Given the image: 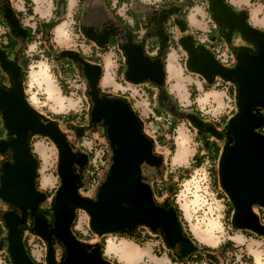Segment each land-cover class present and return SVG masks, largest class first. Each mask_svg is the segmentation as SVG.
I'll return each instance as SVG.
<instances>
[{
    "label": "water",
    "instance_id": "water-1",
    "mask_svg": "<svg viewBox=\"0 0 264 264\" xmlns=\"http://www.w3.org/2000/svg\"><path fill=\"white\" fill-rule=\"evenodd\" d=\"M0 1L3 17L12 32L23 34L24 41L27 31L5 0ZM209 1L212 19L223 29L227 41L238 33L256 50L240 46L235 51L237 64L226 67L203 46L194 47L190 37L182 38L181 44L189 55L188 67L192 71L208 81L219 75L236 85L237 111L222 131L230 144L220 159V182L234 205V226L262 234L264 226L252 207L264 206V134L258 130L264 125V30L253 27L245 11H235L225 0ZM170 10L179 13V6L163 9L157 20V29L162 33ZM174 22L184 30L183 17ZM107 33L96 35L99 44L107 43ZM122 48L126 55L125 79L157 84V100L169 99V106L164 109L174 116L187 117L197 126L203 125L200 117L177 109L165 89V66L160 57H149L143 44L136 43L130 33ZM65 54L79 66L85 80L90 130L103 127L110 149L109 165L92 197L81 195L75 180L87 166L88 154L74 146L58 120L40 115L27 101L23 84L17 79L19 69L0 50V66L13 78L12 89L0 88V120L5 129V135L0 137V156L9 157L0 159V202L10 207L0 211L5 229L0 249H6L11 264H36L27 252L21 231L29 217L31 231L46 244L47 264H55L54 243L64 252L59 264H111L99 242L86 243L72 232L71 224L79 208L89 214L90 226L96 233L120 232L138 238V226L144 225L152 233H160L164 244L183 260L186 252L194 248L184 237L177 210L169 198L163 203L157 201L150 178L143 173V165L152 167L158 175L162 172L163 156L155 151L153 138L144 131L139 114L126 97L101 89L100 65L87 62L74 51L67 50ZM83 131L84 127L76 128V136L81 137ZM34 134L49 137L58 150V186L49 207L44 208L40 206L47 202V194L36 185L38 163L31 150ZM39 210L51 213L52 221L48 223L45 216H38Z\"/></svg>",
    "mask_w": 264,
    "mask_h": 264
},
{
    "label": "crops",
    "instance_id": "crops-1",
    "mask_svg": "<svg viewBox=\"0 0 264 264\" xmlns=\"http://www.w3.org/2000/svg\"><path fill=\"white\" fill-rule=\"evenodd\" d=\"M225 1L235 11H245L247 19L253 27L264 30V0ZM5 2L12 9L19 25L27 31V34L22 41L23 34L12 32V26L0 11V50L5 53L6 59L15 67L18 69L23 67L24 72H27L29 65L34 61L45 59L48 62L51 58V68L58 79L57 85L60 92L63 93L61 84H64L71 98L76 99L75 95L79 97L76 99L78 103L75 107L67 108L74 110V120L79 117L83 119L79 125H75V128L84 127L86 130L83 131L81 137L76 136L77 147L88 154L87 147H91L97 139L102 140V138L97 136L101 133V129L96 128L97 133L92 136L90 133L93 131L90 130V126L87 128L89 125L87 111H84L80 97V94L85 95V80L80 75L79 66L65 54L67 50L78 53L91 64L101 66L99 84L103 91L126 97L142 120L150 115L149 121L155 124L157 138L158 136L164 137L165 145L160 146L155 140L157 146L169 147L168 139L174 138L173 142L177 147L175 136L180 126L176 124L177 128L169 130L170 118L162 111V108L153 107L156 111L155 114H161V120L157 121L146 106V103L155 102L159 86L148 80L133 83L124 78L126 55L122 44L130 33L136 43L143 44L149 57H160L163 60L166 74L165 89L174 100L177 109L187 113L192 112L200 117L204 126L209 128L208 133H197L201 136V142L196 143V147L190 155L186 156L185 161L169 168L165 171V175H158L152 168L150 181L155 198L158 199L157 201H162L161 199L166 197L165 193H172L168 188L167 176H170L172 183H177L181 176V167L189 163L191 159L195 164H201L203 160L215 162L210 165L209 172L213 173L211 177L213 185L218 186V167L225 147V140L220 138L218 133H222L226 121L237 111L236 85L233 81L223 79L219 75H214L213 80L208 81L203 75L192 71L188 67L189 55L182 46L181 39L190 37L194 47L203 46L215 58L217 57L216 50H223L228 55L227 62H221L218 59L217 61L226 67H233L237 64L235 51L242 46L243 42L238 33H235L232 39L227 41L223 29L212 19L209 0H5ZM172 6H179V13L170 10L167 20L163 24L164 32L162 33L157 29V20L163 14V9L169 10ZM180 16L186 22L183 31L174 22V19H179ZM62 23L63 27L65 23L66 34L58 36L57 27ZM106 31L108 32L107 43L101 45L96 35ZM201 39L204 41L202 42ZM26 60L29 61L27 67L24 66ZM3 71L5 70L0 66V77ZM67 92L65 96H67ZM191 92L196 93V96L191 97ZM27 94L25 92L26 99L32 104ZM190 106L193 107L191 110H196V112L189 111L188 107ZM198 110L201 112L199 113ZM63 115H65L64 112ZM185 124V121H182V127L189 130ZM169 132H172V137L169 136ZM4 135L5 129L0 121V137ZM84 136H87V141L84 140ZM32 145L33 143H31ZM157 152L165 156L164 151ZM32 153L36 154L38 160L41 158L35 148V143ZM166 154L168 155V153ZM195 158H197V162H195ZM201 169L206 171V169ZM215 170L217 173H214ZM43 175L50 177L43 181V179L41 180ZM81 176L82 174H80ZM36 181L37 187L48 194L54 191L58 184L57 175L54 173L39 175L38 171ZM175 202L180 208L179 197ZM0 210H2L1 202ZM139 230L143 233V238L149 234L146 229L140 227ZM76 231L84 234L83 224L76 228ZM4 233L0 222V237ZM242 236L244 240L241 243L244 244L246 236ZM140 239L142 238L138 237V241ZM38 240L42 242L40 238ZM25 243L29 255L36 253L26 240ZM162 249L163 251L160 252ZM166 249L160 242L152 244L150 253L153 259L145 260L149 261V264H157L156 259L166 258L169 264H173ZM0 251L5 260L3 264H11L6 249L1 248ZM103 251H105V247ZM104 253L107 258L114 255L107 254L106 251Z\"/></svg>",
    "mask_w": 264,
    "mask_h": 264
},
{
    "label": "rangeland",
    "instance_id": "rangeland-1",
    "mask_svg": "<svg viewBox=\"0 0 264 264\" xmlns=\"http://www.w3.org/2000/svg\"><path fill=\"white\" fill-rule=\"evenodd\" d=\"M64 34H66L65 23L63 35ZM51 66V58H49L48 62H46L45 59L34 61L29 65L27 72H25L24 82L22 84L25 92L28 93L27 97L31 100V105L36 109V111L44 117L56 119L58 115H63V112L65 113V115L66 113L73 114L74 110H69L67 108L75 107L78 103V100L76 99H78L79 97L75 95L76 99H73L70 97V93L67 92V96H65L64 92H60V89L57 85L58 79L55 74H53ZM80 95L84 111L86 110L88 112L89 104L87 101V97L83 94ZM146 106H148V108L155 113L156 111L155 109H153V107H161L162 111L169 116L170 120H176V124L180 126L178 128L177 135L176 133L174 134V136L176 135L175 139L178 147H176V144H174L175 148L173 150H170L169 147L161 148L155 143V151L157 150L165 152V156L163 155V167L161 170V175H165V171H167L169 168L175 167L177 163L185 161L186 156L190 155L193 149L196 147V143L201 142V136L197 134L198 128L191 121H189L185 117L174 116L166 109H164L163 106H169V99H161V101L159 102L156 96L155 102H152L150 104L146 103ZM77 109L79 108L77 107ZM191 109H193L192 106L188 107L189 111L196 112V110ZM198 112L200 113L201 111L198 110ZM159 116H161V114H159ZM140 119L143 122V129L147 134L149 133L152 136L157 135L156 132H153L155 124H152L151 122L148 123L149 120L146 121V119ZM182 121H185V126L189 130L185 129V127H182ZM58 122L63 131L66 132L69 140L73 141L72 143L75 147H77V145L75 144L77 143V137L75 133L76 130L71 129L72 127H74L72 123L75 121L73 120L72 122L70 121L66 123L62 120H58ZM96 133L97 131H93L90 133V135L95 136ZM172 135V132H169V136L172 137ZM97 136L101 137L104 143L108 145L104 134V129L103 132L101 131V133ZM169 140L174 141V138L168 139V142ZM31 143H33V145L31 146L32 148L34 147L35 143V148L41 156V158H39L38 166L39 175H42L43 173H54L58 178V150L56 146L51 142L49 137H45L40 134H34L31 138ZM166 153H168V155ZM214 163L215 162L213 161L208 162L206 160H203L201 164H195L193 162V159L189 160V163H186L184 164L185 166L181 167V176L179 177L177 183H172L170 176H167L168 188L172 193H165L166 197L161 200H166V198H169L171 200L174 199L175 202L179 197L181 210L179 219L181 220V225L183 226V228H185L186 230L188 229V231L193 233V235L201 244L207 245L211 247V249H217V247H219L222 243L229 240L234 245L227 248V250L225 251V255L223 257H219L215 261L210 262L206 259H201L198 262H195V260L190 259L188 261H183L182 264H264V235H255L254 238L248 237L243 233L245 232V230L234 226L232 212H230L231 208L227 210V207L229 205L228 196L222 188L220 181H218V186L213 185L212 182L211 177L213 173H210L209 171L211 167L210 165H213ZM107 167L103 172V176L107 170ZM201 168L206 169V177H204V171ZM143 173L150 178L152 167L143 165ZM214 173H217V170H215ZM103 176L101 180L103 179ZM49 177V175H43V178H41V180L43 179V181H46L47 179H49ZM101 180L98 182V184L101 182ZM150 180L151 179H149V182L151 184ZM98 184L96 185V187L98 186ZM53 192L54 191L50 192L51 197ZM176 204L178 205V203ZM252 208L256 215L257 212H260V208L258 207V205H253ZM81 224H83L84 232V234L82 235L88 236L87 239L81 238V240L86 243H96L100 242V240L103 239L104 241L106 240V245L104 246L106 253L114 254L119 259L118 260L114 255L109 256L108 259L111 261H113L114 258V260H118L116 263L114 262V264H149V261L145 259H153V256L150 253V246L152 244H157L158 242H160V244L163 243L162 238L159 237L158 232L152 233L148 228L141 225L139 226H141L142 229H146L149 232L150 235L148 234L147 236L150 238H142L138 241V238L134 239L132 236H127L122 233H106L100 235L91 228L89 214L85 210L78 208L76 209V221L74 223L73 229L76 230V228L81 227ZM2 230L5 232L3 225ZM23 232L24 230L22 231V234ZM248 233L249 232H247V234ZM242 235L247 236L244 244L241 243L244 240V237ZM210 240H212L213 242ZM54 245L59 246L58 243H54ZM108 246L111 248V250L108 249ZM164 247L166 248V245ZM231 248H233V250ZM134 249L138 250L137 253L133 251ZM139 251L142 253L141 255H138V253H140ZM162 251L163 249L160 250V252ZM243 255H245L246 257H250L251 259L245 260L242 257ZM156 263L169 264L166 258H158L156 259Z\"/></svg>",
    "mask_w": 264,
    "mask_h": 264
},
{
    "label": "built area",
    "instance_id": "built-area-1",
    "mask_svg": "<svg viewBox=\"0 0 264 264\" xmlns=\"http://www.w3.org/2000/svg\"><path fill=\"white\" fill-rule=\"evenodd\" d=\"M201 40H202V42L204 41V39H201ZM216 51H217L216 52V56H217L216 59L220 60L221 62L222 61L227 62L228 55L221 49H217ZM149 111L155 120H161V116L155 114L154 111H152L150 109H149ZM149 117H150V115L146 118V120H149ZM74 121L75 122L72 123L73 125H79L81 122V119L78 118ZM88 121H89V118L87 116V122ZM149 122L150 121H148V123ZM84 131H86V130H84ZM153 132L154 133L156 132L155 129H153ZM149 136H151L153 138L154 142H155V139L157 140L156 135L152 136L151 134H149ZM83 138H84V140L87 141V136H84ZM87 148H88V154H89L88 162H87V166L79 172V175L82 174V176H81L82 182H80V185L78 187V191L84 197H92V195L94 193V189H96L95 187L98 184V182L101 180V178L103 176V172L108 165L109 148H108V145H106L104 143L103 139L102 140L97 139V141H95V144H93L91 147H87ZM203 175H204V177H206L205 176L206 175L205 170L203 172ZM57 186H58V184H57ZM48 202H49V200H48ZM258 207L260 208V212H257L259 222H260V224H264V206L258 205ZM28 226L29 227H27L26 230L23 232V237H25V240L27 241V243L31 247V249L36 251V253H33L30 256L36 262V264H40V263L46 264V249H47L46 244L37 234H35L33 231H31L30 225H28ZM39 238L42 240V242H40L38 240ZM54 249H55V257L58 258L60 255L59 254L60 253V246L54 245ZM4 262H5V260L3 259V253L0 251V264H3Z\"/></svg>",
    "mask_w": 264,
    "mask_h": 264
},
{
    "label": "flooded vegetation",
    "instance_id": "flooded-vegetation-1",
    "mask_svg": "<svg viewBox=\"0 0 264 264\" xmlns=\"http://www.w3.org/2000/svg\"><path fill=\"white\" fill-rule=\"evenodd\" d=\"M222 29V28H221ZM242 42H243V44H242V46H245V47H248L250 50H252V51H255L256 50V46L253 44V43H251V42H249V41H246V40H244V39H242ZM25 69L23 68V67H21V68H19V75H18V77H17V79L18 80H20L22 83L24 82V76H25ZM2 73V75H3V77H0V88H2V87H5V88H7V89H12L13 88V78H12V76L10 75V74H8L6 71H3V72H1ZM188 113H192V112H188ZM40 114V113H39ZM195 115V114H194ZM185 118H187V117H185ZM50 119H53L54 120V118H50ZM188 119V118H187ZM189 120V119H188ZM190 121V120H189ZM192 122V121H191ZM193 123V122H192ZM89 125H87V128H89L88 126H90V121H89V123H88ZM197 126V125H196ZM61 127V126H60ZM75 125H74V127H72L71 129H74V130H76L75 129ZM86 127V126H85ZM99 127V129H101V131H103V127L102 126H98ZM62 128V127H61ZM197 128H198V133H201V134H203V133H208L209 132V128L205 125H201V126H197ZM63 130V129H62ZM73 130V131H74ZM218 135H219V137L220 138H223L224 140H225V147H224V149L228 146V144H230V140L228 139V137H227V135H225V134H223V133H218ZM71 142H73V141H71ZM224 152V151H223ZM223 154V153H222ZM34 156V155H33ZM36 159H37V176H38V166H39V160H38V157L37 156H34ZM2 158H8L9 159V157L7 156V155H4V156H0V159H2ZM219 171H220V162H219ZM219 171H218V180L220 181V174H219ZM36 179H37V177H36ZM79 181H81V177H80V175H79V177L75 180V183H76V185H77V190H78V187H79ZM221 183V182H220ZM46 193V192H45ZM47 194V202L46 203H44V204H42L41 206H40V208H44V207H49V202H48V200H50V197H51V195L50 194H48V193H46ZM227 194V193H226ZM227 196H228V194H227ZM165 200H162V201H158V202H160V203H163ZM228 201H229V205H228V207H231L232 208V217H233V214H234V205L232 204V202H231V200H230V198H229V196H228ZM1 207H2V210H8V209H10V207L9 206H7L6 204H4V203H2L1 202ZM2 210H0V211H2ZM37 215L38 216H45L46 218H47V221H48V223H50L51 221H52V219H53V216H52V214L51 213H42L40 210L39 211H37ZM29 217L27 218V222L21 227V231H25L26 230V228L27 227H29L28 225H29ZM180 222H181V220H180ZM261 225H263L264 226V224H261ZM141 226H143V227H146V226H144V225H141ZM141 226H138V231H139V233L141 234L140 235V237L139 238H143V233H141V231L139 230V228L141 227ZM147 228V227H146ZM182 228H183V226H182ZM243 230H245V232H243L244 234H246L248 237H252V238H254L255 237V235H264V233H262V234H258V233H256V232H254V231H252V230H248V229H243ZM183 231H184V237H186L187 239H188V241H189V243H190V245L194 248V250H192V251H190V252H186V256L184 257V259L183 260H180L178 257H177V255L175 254V252H174V250H172V249H170V248H168L167 246H166V250H167V255H168V257L171 259V262L173 263V264H179V263H183V261H185V259H187L188 257H198V256H200L201 257V259H206L207 261H210V262H212V261H215V260H217L221 255H222V252H224L223 250H221L220 248L219 249H216V250H212V249H205L204 247H203V244H201L199 241H196V240H194L189 234H188V232H187V230L185 229V228H183ZM247 232H249L248 234H247ZM159 234V237H161V235H160V233H158ZM246 236V237H247ZM134 239H137L136 237H133ZM162 238V237H161ZM163 241V240H162ZM165 246V244H164V242L162 243V247H164ZM62 250V251H61ZM186 251V250H185ZM63 249L62 248H60V257H58V258H56L55 257V264H59L60 263V261H61V257H62V255H63ZM195 262H198V261H195ZM208 264V263H207Z\"/></svg>",
    "mask_w": 264,
    "mask_h": 264
},
{
    "label": "trees",
    "instance_id": "trees-1",
    "mask_svg": "<svg viewBox=\"0 0 264 264\" xmlns=\"http://www.w3.org/2000/svg\"><path fill=\"white\" fill-rule=\"evenodd\" d=\"M37 59V58H36ZM28 64H29V61L28 60H26L25 62H24V66L25 67H27L28 66ZM61 88H62V90H63V92L66 94V92H67V90H66V86L64 85V84H61ZM194 95H195V93L194 92H191V97H194ZM157 115H159V114H157ZM74 118H75V115L74 114H66V115H58L57 117H56V119H58L59 121L60 120H62V121H64V122H66V123H68V122H70V121H72V120H74ZM81 120H83L82 119V117H79ZM55 119V120H56ZM176 120H174V119H172V120H170V124H169V130H172L175 126H176ZM264 126V125H263ZM263 126H261L258 130L260 131V132H262L263 134H264V131H263ZM159 127H160V125H159ZM163 136H158V138H157V142H158V144L159 145H165V142H164V140H163ZM168 142V141H167ZM175 148V145H174V142L173 141H170L169 140V149L170 150H173ZM31 150H32V147H31ZM33 155L34 156H36V154L35 153H33ZM195 160V162H197V158H195L194 159ZM153 188V187H152ZM55 191V190H54ZM153 191H154V189H153ZM160 196V195H159ZM172 201V203L174 204V206H175V208H176V210H177V214H178V216L180 217V215H181V210H180V208L178 207V205L174 202V199H172L171 200ZM254 205H257V204H254ZM232 207V206H231ZM231 207H227V210H229ZM232 211V208H231V210H230V212ZM75 221H76V216H75V219L73 220V223L71 224V230H72V232L74 233V235L77 237V239H79V240H81V238H85V239H87L88 238V236L87 235H82L81 233H78L76 230H74L73 229V226H74V223H75ZM187 232H188V234L194 239V240H196V241H198L194 236H193V234L190 232V231H188V229H187ZM116 233H120V232H116ZM123 234V233H122ZM126 235V234H125ZM128 236V235H127ZM145 239H147V238H150V237H144ZM23 241H24V243H25V239H23ZM100 244H101V246H102V252H103V250H104V246H105V241H104V239L103 240H100V242H99ZM233 244H232V242L231 241H229V240H227V241H225L224 243H222L219 247H217V249H221V250H223L224 252H222V255L220 256V257H223L224 255H225V251L227 250V248H229V247H231ZM25 246H26V243H25ZM203 247L205 248V249H211V247H209V246H207V245H204L203 244ZM232 250H233V248H231ZM212 250H216V249H213L212 248ZM106 257V256H105ZM243 257V259H245V260H250L251 258L250 257H246L245 255H243L242 256ZM107 258V257H106ZM195 260V261H199V260H201V257L200 256H198L197 258L196 257H188L187 259H185V260ZM111 261V260H110ZM114 262L116 263L117 261L116 260H113V261H111V264H114ZM117 264H120V263H117Z\"/></svg>",
    "mask_w": 264,
    "mask_h": 264
},
{
    "label": "bare ground",
    "instance_id": "bare-ground-1",
    "mask_svg": "<svg viewBox=\"0 0 264 264\" xmlns=\"http://www.w3.org/2000/svg\"><path fill=\"white\" fill-rule=\"evenodd\" d=\"M63 31H64V27H63V23L62 24H60L58 27H57V35L58 36H60V35H63ZM47 71V70H46ZM178 147V146H177ZM181 147V146H180ZM176 153V152H175ZM209 225V224H208ZM213 225V224H212ZM215 225V224H214ZM196 230V229H195ZM209 230V229H208ZM214 232V231H213ZM195 233V232H194ZM198 233V232H197ZM199 235V234H198ZM211 236V235H210ZM200 237V236H199ZM210 241H212V240H210ZM213 242V241H212ZM207 244V243H206ZM108 249L109 250H111V248L108 246ZM126 250V249H125ZM128 251V250H127ZM134 252H136L137 253V251L138 250H136V249H134L133 250ZM140 252V251H139ZM141 255L142 253L140 252V253H138V255Z\"/></svg>",
    "mask_w": 264,
    "mask_h": 264
}]
</instances>
